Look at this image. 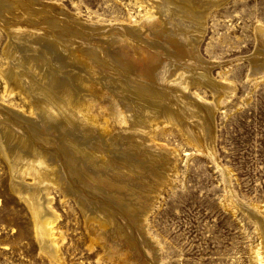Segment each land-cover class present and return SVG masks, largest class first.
<instances>
[{
	"label": "rangeland",
	"instance_id": "1",
	"mask_svg": "<svg viewBox=\"0 0 264 264\" xmlns=\"http://www.w3.org/2000/svg\"><path fill=\"white\" fill-rule=\"evenodd\" d=\"M0 7V264H264V0H0ZM193 17L198 36L187 23ZM166 66L171 74L160 81ZM173 69L205 72L212 86L189 76L183 94ZM32 80L48 82L75 120L56 107L53 118L37 111L38 100L50 102L40 88L28 89ZM135 96L155 107L192 99L203 110L191 116L197 111L178 107L183 123L158 119L137 140ZM207 118L212 136L191 140L188 127L206 130ZM47 210L56 218L43 233Z\"/></svg>",
	"mask_w": 264,
	"mask_h": 264
},
{
	"label": "bare ground",
	"instance_id": "2",
	"mask_svg": "<svg viewBox=\"0 0 264 264\" xmlns=\"http://www.w3.org/2000/svg\"><path fill=\"white\" fill-rule=\"evenodd\" d=\"M15 1V0H14ZM7 2V1H6ZM10 3V2H9ZM14 4H15V2H14ZM19 4V3H18ZM7 5H9L8 3H7ZM11 5V4H10ZM13 6V5H12ZM11 7V6H10ZM1 8V7H0ZM4 8V7H3ZM2 8V9H3ZM1 10V9H0ZM10 11V10H9ZM3 12V11H2ZM180 12V11H179ZM178 13V12H177ZM4 15V14H3ZM156 15V14H155ZM174 13L172 14V17L174 18ZM4 17V16H3ZM171 17V16H170ZM196 17V16H195ZM195 17H193L191 20H189V21H187V23H190V21H194L193 22V25L195 26L194 28H195V31H196V36H198V32H199V23L201 22L199 19H196ZM7 18V17H6ZM5 18V19H6ZM183 18V17H182ZM176 20V19H175ZM188 20V19H187ZM197 20H198V23H197ZM186 21V20H185ZM196 22V23H195ZM203 22V21H202ZM178 22H176V24H177ZM180 23V22H179ZM178 23V25H180ZM186 23V22H185ZM184 23V24H185ZM192 23V22H191ZM173 24V23H172ZM183 25V24H182ZM177 26V25H176ZM176 26H175V29H176ZM178 29V28H177ZM179 29H181V30H183V32H185V26H184V28H183V26H179ZM191 29V28H190ZM190 29H188V30H190ZM193 31V30H192ZM179 32H181L180 30H179ZM182 32V33H183ZM262 32V31H261ZM177 33V32H176ZM182 33H180V34H182ZM264 33V32H263ZM195 34V33H194ZM185 35V34H184ZM201 35V34H200ZM263 35V34H262ZM186 36V35H185ZM182 37V36H181ZM184 37V36H183ZM182 37V38H183ZM187 37H189V36H187ZM178 38V37H177ZM190 38V37H189ZM186 38H184V40H185ZM191 39V38H190ZM198 40V39H197ZM182 41V40H181ZM191 41V40H190ZM195 41V40H194ZM262 41V40H261ZM172 42H174V41H172ZM192 42V41H191ZM176 43V42H175ZM187 45V44H186ZM191 45V44H190ZM196 45V44H195ZM194 45V46H195ZM174 46H176V45H174ZM192 46V45H191ZM190 46V47H191ZM193 46V47H194ZM177 47V46H176ZM188 48V47H187ZM186 49V48H185ZM189 49V48H188ZM187 49V51L189 52L190 50H188ZM194 49V48H193ZM263 49H264V46H263ZM181 51V50H180ZM193 51V50H192ZM191 51V52H192ZM34 52V51H33ZM30 53V52H29ZM194 53V52H193ZM92 54H94V53H92ZM191 54V53H190ZM196 54V53H195ZM30 55V54H29ZM69 55H71V54H69ZM27 56V55H26ZM36 56V55H35ZM43 57H44V55H43ZM96 57V56H95ZM21 59H23V58H21ZM17 60V59H16ZM20 60V59H19ZM45 60V59H44ZM97 60V59H96ZM143 61V60H142ZM141 61V62H142ZM19 62V61H18ZM40 62V61H39ZM97 62V61H96ZM26 63V62H25ZM28 63V62H27ZM29 63H30V60H29ZM32 63V62H31ZM30 63V64H31ZM34 64V63H33ZM39 64H41V62L39 63ZM166 64V63H165ZM164 64V65H165ZM18 65H19V63H18ZM25 65V64H24ZM44 65V64H43ZM121 65H123V64H121ZM157 65H159V63L157 64ZM35 66H36V64H35ZM154 66V65H153ZM40 67V66H39ZM163 67V66H162ZM168 67H169V65H168ZM167 66L166 67H164L163 68V70H162V72H161V74H159V77H158V75H156L158 78H159V80H160V77L162 78H165L166 77V73L168 72L169 74H171L170 72H169V70H171V69H169ZM176 67V66H175ZM174 67V68H175ZM24 68H26V67H24ZM156 68V67H155ZM173 68V67H172ZM196 68V67H195ZM198 68V67H197ZM196 68V69H197ZM9 69V68H8ZM11 69V68H10ZM9 69V70H10ZM21 69V68H20ZM29 69V68H28ZM31 69V68H30ZM146 69H147V72L148 73H150V71H151V73H152V70H150V65H149V67H146ZM149 69V70H148ZM152 69V68H151ZM159 69V68H158ZM182 69V68H181ZM8 70V71H9ZM34 70V69H33ZM160 70H161V67H160ZM190 70V69H189ZM5 71V70H4ZM26 71V70H25ZM156 71H157V69H156ZM156 71H155V74H156ZM173 71V74L175 75L174 77L176 78V80L178 81L177 83V86L179 87L178 88V90L180 91V92H183V94H186L187 95V89H188V85H189V83L190 82H193V80L192 79H188L189 78V76H191V78H192V76L193 75H196V76H198V78L201 80V83H205V84H207L209 87H210V85L212 86V82L211 81H209V79H207V76L208 75H206V73L204 72H201V73H199L197 70H194V69H192V74L191 75H188L189 74V72H187V73H185V69H184V71L183 70H176V69H173L172 70ZM171 71V72H172ZM200 71V70H199ZM34 72V71H33ZM191 72V71H190ZM11 73V72H10ZM28 73V72H27ZM32 73V72H31ZM154 73V72H153ZM23 74H24V72H23ZM154 74V75H155ZM28 75V74H27ZM30 75V74H29ZM36 75V74H35ZM9 76V75H8ZM38 76V75H37ZM55 76V75H54ZM54 76H53V78H54ZM148 76V75H147ZM150 76L152 77V74H150ZM11 77H13V76H11ZM27 77V79H28V76H26ZM75 77V76H74ZM10 78V77H9ZM31 78V77H30ZM33 78V77H32ZM126 78V77H125ZM167 78V77H166ZM173 78V77H172ZM194 78V77H193ZM196 78V77H195ZM51 79V78H50ZM151 79V78H150ZM22 80V79H21ZM30 80V79H29ZM55 80V79H54ZM199 80V81H200ZM23 81V80H22ZM36 81V80H35ZM78 81H80V80H78ZM161 81V80H160ZM168 81V80H167ZM169 81H170V79H169ZM23 82H25V81H23ZM27 82V81H26ZM46 82V81H45ZM58 82H60V81H58ZM63 82V81H62ZM29 85H28V89L31 91V90H36V89H41V92H40V95H43L45 98H47L48 100H47V102H50V104L49 103H47V104H44V102H40L39 100H38V102H37V111H39L40 113L41 112H44L45 114L44 115H46V117H50V118H53L54 116H56V114H55V112L54 111H52V109H54L53 107H56L55 109L57 110V111H59L60 113H62L65 117H67V119H71V118H73L74 116H76V114H74V112L71 110V111H69V109H71V107H70V105L68 106H66L65 105V98L63 97H59V95L60 94H55V95H57V96H54L53 94H54V92L52 93V91L54 90H52V91H50V89L48 88V85H49V83L47 82V86L45 85V86H43V87H37V84L34 82V80H32L31 82H27ZM26 83V84H27ZM68 83V82H67ZM80 83V82H79ZM161 84H162V82H160ZM164 83H166V81L164 82ZM171 83V82H170ZM169 83V84H170ZM215 83V82H214ZM46 84V83H45ZM51 84H52V82H51ZM58 84V83H57ZM61 84V83H60ZM138 84V83H137ZM148 84H149V82H148ZM166 84H168V83H166ZM168 84V85H169ZM172 84V83H171ZM17 85V84H16ZM66 85V84H65ZM119 85V84H118ZM130 85V84H129ZM13 86V85H12ZM62 86V85H61ZM64 86V85H63ZM67 86V85H66ZM170 86V85H169ZM172 86V85H171ZM216 86V85H215ZM15 87H17V86H15ZM20 87V86H19ZM51 87V86H50ZM53 87H55V86H53ZM52 87V88H53ZM60 87V86H59ZM120 88H122V86L120 85L119 86ZM118 87V88H119ZM12 88H14V87H12ZM27 88V87H26ZM56 88V87H55ZM64 88V87H63ZM172 88V87H171ZM174 88V87H173ZM23 89V88H22ZM149 89V88H148ZM215 89V88H214ZM56 90V89H55ZM60 90V89H59ZM58 90V91H59ZM116 90V89H115ZM123 90V89H122ZM140 90V89H139ZM169 90V89H168ZM173 90V89H172ZM176 90H177V88H176ZM29 91V92H30ZM57 91V90H56ZM62 91H63V89H62ZM121 91V90H120ZM124 91V90H123ZM128 91V90H127ZM174 91H175V89H174ZM74 92V91H73ZM177 92V91H176ZM31 93H34L35 94V92H31ZM30 93V94H31ZM126 93V92H125ZM174 93V92H173ZM218 93V92H217ZM27 94H28V91H27ZM29 94V95H30ZM70 94V93H69ZM75 94V93H74ZM169 94V93H168ZM171 94V93H170ZM176 94V93H175ZM174 94V95H175ZM178 94V93H177ZM76 95V94H75ZM140 95V94H139ZM153 95H155V94H153ZM166 94H164V96H165ZM34 96V95H33ZM157 96V95H156ZM193 96V95H192ZM137 96H135V98H136ZM142 97V96H141ZM141 97H139L138 96V98H140L139 99V112L141 113V114H139V115H137V116H135V117H137L138 119H139V121L137 120H135V118H134V120L136 121V122H134L133 120V122L136 124L137 123V125H135V126H132V128H131V130H132V133H131V135L133 136H135V138H137V140H138V138L139 139H147V137H146V134H147V131H149L150 129H151V127H152V125L154 124V123H156V120L158 121V119L160 120V119H164V120H169V121H175L176 123H180L181 124V122L183 123L184 122V120L185 119H183V117H179L178 115L179 114H177L178 112V110H181V109H179L178 107H187V106H190V107H188L189 108V110L191 111V112H195V111H197V109L198 108H202V110H203V107L202 106H200V103L199 102H196V100H192V99H190V101H185L184 99L183 100H180L179 98H174V100H171V101H169V103H168V105H163V106H159V105H157L158 107H155V105L153 106V104H152V102L150 103V102H148V98L146 99H142ZM155 97V96H154ZM161 98H162V96H160ZM181 97H182V95H181ZM219 98H220V96H218ZM35 98V97H34ZM138 98H136V99H138ZM79 99V98H78ZM142 99V100H141ZM157 99V98H156ZM165 99H168L167 97L165 98ZM194 99H195V96H194ZM75 100V99H74ZM131 100H134V98L133 99H131ZM149 100H151V99H149ZM155 100V99H154ZM159 100V99H158ZM35 101V100H34ZM33 101V102H34ZM152 101V100H151ZM31 102V101H30ZM134 102V101H133ZM136 102H137V100H136ZM159 102V101H158ZM165 102V101H164ZM32 103V102H31ZM36 103V102H35ZM156 103V102H155ZM161 103V102H160ZM67 104V103H66ZM135 104V103H134ZM162 104H163V102H162ZM215 104H217V102L215 103ZM219 104V103H218ZM80 105V104H79ZM209 105V104H208ZM177 106V107H176ZM209 106H211L212 107V105H209ZM214 106V105H213ZM216 106V105H215ZM75 107V106H74ZM79 107V106H78ZM81 107H79V109H80ZM178 108V109H177ZM200 108V109H201ZM205 108V110H207V108L206 107H204ZM210 108V107H209ZM137 109V108H136ZM185 109V108H184ZM187 109V108H186ZM186 109L184 110V111H186ZM210 109H214V107L213 108H210ZM84 110V109H83ZM177 110V111H176ZM80 111H81V109H80ZM189 111V112H190ZM210 111V110H209ZM212 111V110H211ZM211 111L210 112H208V113H211ZM87 112V111H86ZM85 112V113H86ZM135 112H136V110H135ZM134 112V113H135ZM187 112V111H186ZM79 113V112H78ZM89 113V112H88ZM183 113V112H182ZM181 113V114H182ZM196 113H198V111L197 112H195L194 113V115H192V113H191V116H195L196 115ZM200 113H201V111H200ZM205 113H207V111L205 112ZM71 114V115H70ZM80 114H82V113H80ZM87 114V113H86ZM135 114H137V113H135ZM180 114V115H181ZM186 114V113H185ZM199 114V113H198ZM212 114V113H211ZM73 115V116H72ZM184 115V114H183ZM187 115V114H186ZM189 115V114H188ZM201 115V114H200ZM202 115H203V113H202ZM207 114H205V116H206ZM93 116V115H92ZM92 116H90L91 118H92ZM204 116V115H203ZM44 117V116H43ZM63 117V116H62ZM95 117V116H94ZM188 117V116H187ZM210 117V116H209ZM37 118V117H36ZM74 118H76V117H74ZM73 118V119H74ZM78 118V117H77ZM136 118V119H137ZM185 118V117H184ZM189 118V117H188ZM194 118V117H193ZM201 118V117H200ZM211 118V117H210ZM79 119V118H78ZM84 119V118H83ZM87 119V118H86ZM99 119V118H98ZM97 119V120H98ZM132 119V118H131ZM190 119H191V117H190ZM202 119H204V118H202ZM205 119H206V117H205ZM214 119V118H213ZM55 120V119H54ZM56 120H57V118H56ZM61 120V119H60ZM75 120V119H74ZM85 120V119H84ZM90 120V119H89ZM95 120V119H94ZM130 120V119H129ZM195 120V119H194ZM40 121H42V120H40ZM64 121H66L65 119H64ZM155 121V122H154ZM197 121V120H196ZM202 121V120H201ZM206 121V120H205ZM44 122V121H43ZM55 122V121H54ZM60 122V121H59ZM59 122H58V124H59ZM70 122V121H69ZM72 122V121H71ZM78 122V121H77ZM91 122V121H90ZM133 122H131V124L133 123ZM186 122V121H185ZM190 122H191V120H190ZM195 122V121H194ZM204 122V121H203ZM34 123H35V121H34ZM51 123V122H50ZM65 123H67V122H65ZM129 123V122H128ZM188 123V122H187ZM186 123V124H187ZM193 123V122H192ZM198 123H199V121H198ZM201 123V122H200ZM207 127H206V130H203L202 128V130L201 129H193L191 126V128H189L188 127V133H189V138L191 139V140H193V141H199V140H203L204 142H205V140L207 141V138H209V136L212 134V132L210 131V123H211V120H209L208 118H207ZM61 124V123H60ZM59 124V125H60ZM72 124V123H71ZM70 124V126H72V127H74L73 125H71ZM76 124V123H75ZM78 124H79V122H78ZM179 124V125H180ZM190 124V123H189ZM204 124V123H203ZM49 125V124H48ZM51 125H53V124H51ZM55 125V124H54ZM53 125V126H54ZM63 125V124H62ZM64 125H66V124H64ZM123 125V124H122ZM197 125V124H196ZM50 126V125H49ZM68 126V125H67ZM76 126V125H75ZM125 126V125H124ZM155 126V125H154ZM194 126V125H193ZM198 126H199V124H198ZM212 126V125H211ZM38 127V126H37ZM55 127V126H54ZM77 127V126H76ZM197 127V126H196ZM200 127V126H199ZM75 128V127H74ZM78 128V127H77ZM184 128V127H183ZM186 128V127H185ZM213 128V126L211 127V129ZM65 129V128H64ZM69 129V127L67 128V130ZM87 129H89V128H87ZM56 130V129H55ZM196 130H198V131H196ZM59 131V130H58ZM64 131V130H63ZM78 131V130H77ZM89 131V130H88ZM105 131V130H104ZM130 131V130H129ZM213 131V130H212ZM187 132H185V133H187ZM38 133V132H37ZM86 133H88V132H86ZM40 134H41V132H40ZM59 134H60V132H59ZM82 134H84V133H82ZM103 134V133H102ZM101 134V135H102ZM71 135V134H70ZM78 135H81V134H78ZM86 135V134H85ZM69 136V135H68ZM121 136H122V134H121ZM131 136V137H132ZM212 136V135H211ZM60 137V136H59ZM62 137V136H61ZM71 137V136H70ZM101 137V136H100ZM130 137V136H129ZM43 138H46V136L45 137H43ZM85 138V137H84ZM117 138V137H116ZM134 138V137H133ZM134 138V139H135ZM52 139V138H51ZM50 139V140H51ZM74 139V138H73ZM93 139V138H92ZM100 139V138H99ZM46 140H47V138H46ZM55 140H57L56 138H55ZM80 140V139H79ZM89 140V139H88ZM124 140V139H123ZM64 141V140H63ZM73 141V140H72ZM80 141H82V140H80ZM84 141V140H83ZM134 141V140H133ZM132 141V142H133ZM32 142V141H31ZM69 142H70V140H69ZM122 142V141H121ZM120 142V143H121ZM135 142V141H134ZM67 143V142H66ZM73 144H75L74 142H72ZM85 143H86V141H85ZM119 143V144H120ZM136 143H137V141H136ZM138 143H140V142H138ZM137 143V144H138ZM56 144V143H55ZM62 144V143H61ZM68 144V143H67ZM83 144V143H82ZM99 144V143H98ZM124 144H126V142L124 143ZM128 144V143H127ZM130 144V143H129ZM140 145H141V143H140ZM60 146V145H59ZM86 146V145H85ZM109 146V145H108ZM114 146V145H113ZM117 146V145H116ZM136 146V145H135ZM137 146H139V144L137 145ZM74 147V146H73ZM80 147V146H79ZM82 147V146H81ZM96 147V146H95ZM100 147V146H99ZM110 147H112V146H110ZM109 147V148H110ZM127 147V146H126ZM129 147V146H128ZM130 147H131V145H130ZM210 147V146H209ZM59 148V147H58ZM74 148H76V147H74ZM83 148V147H82ZM88 148V147H87ZM108 148V149H109ZM133 148V147H132ZM56 149V148H55ZM60 149V148H59ZM79 149V148H78ZM96 149V148H95ZM103 149V148H102ZM54 150V149H53ZM65 150V149H64ZM76 150V149H75ZM82 150V149H81ZM84 150V149H83ZM91 150H93V149H91ZM90 150V151H91ZM98 150V149H97ZM97 150L95 151V152H97ZM99 150H100V148H99ZM115 150H117V149H115ZM79 151V150H78ZM108 151V150H107ZM55 152V151H54ZM57 152V151H56ZM59 152V151H58ZM57 152V153H58ZM63 152V151H62ZM61 153V152H60ZM75 154V153H74ZM92 154V153H91ZM99 154V153H98ZM61 155V154H60ZM94 155L96 156V154L94 153ZM117 155V154H116ZM55 156V155H54ZM77 156H78V154H77ZM82 156V155H81ZM99 156L100 155H98L97 157L99 158ZM108 156V155H107ZM114 156V155H113ZM117 156H119V155H117ZM50 157V156H49ZM52 157V156H51ZM62 156H60V158H61ZM64 157V156H63ZM101 157H102V155H101ZM115 157V156H114ZM57 158H58V156H57ZM57 158H55V159H57ZM82 158V157H81ZM61 159H65V157L64 158H61ZM78 159V158H77ZM85 159V158H84ZM89 159V158H88ZM92 159V158H91ZM90 159V160H91ZM101 158H99V160H100ZM102 159H103V157H102ZM121 159V158H120ZM119 159V160H120ZM75 160V159H74ZM54 162V161H53ZM95 162V161H94ZM100 162V161H99ZM13 163V162H12ZM63 163H64V160H63ZM83 163V162H82ZM81 163V164H82ZM90 163V162H89ZM75 164V163H74ZM77 164V163H76ZM91 164H93V163H91ZM96 164H97V162H96ZM100 164H102V163H100ZM121 164L123 165V163L121 162ZM139 164V163H138ZM62 165V164H61ZM64 165H65V163H64ZM25 166V165H24ZM44 166V165H43ZM51 166V165H50ZM56 166V165H55ZM69 166H71V165H69ZM91 166V165H90ZM102 166V165H101ZM130 166V165H129ZM139 166V165H138ZM59 167V166H58ZM61 167V166H60ZM66 167H67V165H66ZM99 167V166H98ZM75 168V167H74ZM112 168H113V166H112ZM119 168V167H118ZM63 169H64V167H63ZM88 169V168H87ZM110 169V168H109ZM116 169V168H115ZM128 169V168H127ZM54 170V169H53ZM65 170V169H64ZM71 170V169H70ZM70 170H65V171H70ZM75 170V169H74ZM103 170V169H102ZM106 170V169H105ZM112 170V169H111ZM119 170V169H118ZM55 171V170H54ZM72 171V170H71ZM114 171V170H113ZM113 171H111V172H113ZM116 171V170H115ZM114 171V172H115ZM123 171V170H122ZM131 171V170H130ZM133 171V170H132ZM56 172V171H55ZM58 172V171H57ZM63 172V171H62ZM61 172V173H62ZM73 172H76V171H73ZM72 172V173H73ZM98 172V171H97ZM126 172H127V174H128V171L126 170ZM125 172V173H126ZM67 173V172H66ZM79 173V172H78ZM118 173V172H117ZM130 173H132V172H130ZM136 173V172H135ZM57 174V173H56ZM63 174H65V173H63ZM79 174H81V173H79ZM82 174H84V173H82ZM103 174H104V172H103ZM86 174H84V176H85ZM117 175V174H116ZM129 175V174H128ZM135 175V174H134ZM133 175V176H134ZM72 176L74 177V175L72 174ZM82 176V175H81ZM87 176V175H86ZM85 176V177H86ZM102 176V175H101ZM61 177V176H60ZM76 177H77V175H76ZM100 177V176H99ZM103 177H105L104 175H103ZM62 178V177H61ZM65 178H66V176H65ZM64 178V179H65ZM75 178V177H74ZM83 178V177H82ZM106 178V177H105ZM63 179V178H62ZM67 179V178H66ZM77 179V178H76ZM117 179H119V178H117ZM66 181V180H65ZM64 181V182H65ZM88 181V180H87ZM68 182V181H67ZM114 182V181H113ZM66 183V182H65ZM114 183H117V182H114ZM68 184H69V182H68ZM73 184V183H72ZM123 184V183H122ZM65 185H67V184H65ZM96 185V184H95ZM126 185V184H125ZM57 186V185H56ZM89 186H91V185H89ZM93 186V185H92ZM97 186V185H96ZM123 186V185H122ZM58 187V186H57ZM69 187V186H68ZM99 187H102V186H99L98 185V188ZM124 187V186H123ZM132 187V186H131ZM71 188V187H70ZM95 188V187H94ZM103 188V187H102ZM134 188V187H133ZM65 189V188H64ZM68 189V188H67ZM96 189V188H95ZM94 189V190H95ZM126 189H127V187H126ZM73 191L75 190V188H73L72 189ZM103 190V189H102ZM111 191L113 190V188L112 189H110ZM107 191V190H106ZM106 191H105V193H106ZM132 191V190H131ZM74 192H78V191H74ZM107 192H109V190L107 191ZM114 192V191H113ZM107 194V193H106ZM109 194V193H108ZM110 194H111V192H110ZM114 194V193H113ZM95 195H96V193H95ZM85 196H86V194H85ZM118 197V196H117ZM85 198V197H84ZM114 198V197H113ZM49 199V198H48ZM48 199H46V206H47V208H48ZM80 200V202L82 201L81 199H79ZM108 200V199H107ZM129 200V199H128ZM85 201V200H84ZM110 201V200H109ZM112 201V200H111ZM85 203V202H84ZM83 203V204H84ZM79 205V204H78ZM82 205V204H81ZM103 205V204H102ZM105 205V204H104ZM111 206V205H110ZM50 207V206H49ZM104 207V209H105V206H103ZM107 208V207H106ZM112 208V207H111ZM114 208V207H113ZM103 209V208H102ZM120 209V207L118 208V210ZM52 210V209H51ZM51 210H47L48 212H46V215H45V217L43 216V218L41 219L40 217H39V222H40V225L41 226H43V229H42V232L44 233L46 230L48 231V227H47V225H50L53 221H54V219L56 218V215L54 214V212H52ZM117 210V209H116ZM90 211V210H89ZM104 211V210H103ZM105 211H106V209H105ZM110 211V210H109ZM112 211V210H111ZM113 211H114V209H113ZM120 211V210H119ZM126 211V210H125ZM118 212V211H117ZM102 213H104V212H102ZM115 213V212H114ZM119 213V212H118ZM127 213H129V212H127ZM39 214V213H38ZM100 214V213H99ZM140 213H138V215H137V221L139 222V221H141V217H140V215H139ZM109 215V214H108ZM113 215H115V214H113ZM113 215H112V217H113ZM134 215V214H133ZM90 216V215H89ZM99 216V215H98ZM101 216V215H100ZM99 216V217H100ZM103 216V215H102ZM107 216V215H106ZM130 216H131V214H130ZM109 217V216H108ZM103 218V217H102ZM101 218V219H102ZM114 218V217H113ZM135 218V217H134ZM109 219V218H108ZM112 219V218H111ZM132 219V218H131ZM105 221V220H104ZM89 222H91V221H89ZM107 222H109V220L107 221ZM111 223V222H110ZM113 224V223H112ZM119 224V223H118ZM116 225V224H115ZM90 227V226H89ZM94 228V227H93ZM97 228V227H96ZM109 228V227H108ZM97 230V229H96ZM93 231V230H92ZM106 233V232H105ZM108 235V234H107ZM100 236V235H99ZM112 238H113V236H112ZM150 262V261H149ZM148 264V263H147ZM149 264H154V261L153 262H150Z\"/></svg>",
	"mask_w": 264,
	"mask_h": 264
}]
</instances>
